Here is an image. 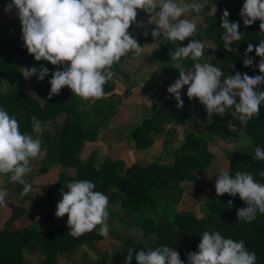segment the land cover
<instances>
[{"label": "trees", "instance_id": "1", "mask_svg": "<svg viewBox=\"0 0 264 264\" xmlns=\"http://www.w3.org/2000/svg\"><path fill=\"white\" fill-rule=\"evenodd\" d=\"M10 2L11 0H2V5ZM244 2L245 0H208L205 7V20L208 25L198 29L193 37L211 44L214 54L211 64L219 67L225 76L234 75L236 72L249 76L260 75L257 68L260 58L254 50L248 54L249 58H253V64L250 67L243 64L248 44L252 43L255 47L264 39V36L259 34L260 21L248 28L244 27L239 15ZM225 9L229 12V21L238 22L239 31L244 36L243 40L232 45L236 49L235 52H226L221 39L223 29L220 21ZM129 31L140 43L141 35H137L135 24ZM188 42L185 41L183 45L186 46ZM206 51L205 45L204 52ZM164 54L165 59L171 61L170 52ZM129 56L132 58L131 54ZM176 62L179 63L178 68L174 70L177 80L180 71L190 68L193 61L182 58ZM21 64L26 66V70L33 66L49 69V75L39 81L46 87L47 98L43 103L38 96L22 90ZM57 70H62V67L58 68L46 61L37 62L28 54L23 45L21 26L16 37L0 44V79L10 85L7 92L0 91V107L18 120L22 133L26 132L41 139L44 157L40 173L46 172L52 163H60L75 172H59L56 181L49 185L46 195L52 206H56L62 199L61 189L67 191L64 184L77 180H89L96 185L95 190L101 191L109 199L118 198L123 210V215L120 216L122 222L138 232L137 238L130 241L128 247L120 254L123 264H126L129 249L132 250L133 257L131 264H136L135 255L142 248L154 249L161 245L176 248L181 260L187 264V254L198 251L204 231H219L225 238L243 240L246 248L256 253V264H264V214L257 213L256 219L251 223L238 221L237 209L246 205L238 195H216L215 182L218 176L211 182L202 200L206 214L198 216L188 209L170 212L172 204L181 198L184 191L179 183L204 181L203 175L214 159L212 138L236 142L239 135L235 130L244 133L248 142L227 154L228 165L224 171L227 170L232 175L237 171L249 172L258 182L264 183V178L259 176V172L264 170V162L253 159L255 148H264V104L260 107L259 117H254L246 125L233 119L230 114L223 118L214 115L213 123L207 125L204 107L195 99L189 101L185 94L182 100L191 116L194 131H187L181 143L171 150V164L159 161L145 165L126 164L120 157H101L102 152L99 150H92L86 159H81L77 154L83 144L95 141L102 130L108 129V121L116 115L117 108L128 91L119 92L114 81H109L104 86L106 95L94 103L88 102L86 107H81L78 97L67 87L61 89L59 95L49 99V80L51 73ZM34 78L38 81L36 75ZM260 90L264 91V85L260 86ZM176 104V100L160 102L152 116L127 130L136 150L150 147L161 137L166 125L174 120ZM59 115L64 116L61 126L53 123ZM33 116L41 121L42 126L53 128V132H44L42 135L33 133ZM97 164L100 165L99 170L94 167ZM1 176L4 178L2 187L8 192V201L22 204L27 199V195L20 198L23 186L11 184L7 176ZM25 179L32 185V175ZM229 200L233 202L231 208L228 207ZM158 204L161 212L156 210ZM98 227L79 238L68 234L67 225L58 228L24 226L18 229H3L0 231V264H25L27 258L37 264H57L59 256L71 253L84 243L104 238L98 234ZM153 233L155 241L149 239ZM96 264L102 263L96 261Z\"/></svg>", "mask_w": 264, "mask_h": 264}, {"label": "clouds", "instance_id": "2", "mask_svg": "<svg viewBox=\"0 0 264 264\" xmlns=\"http://www.w3.org/2000/svg\"><path fill=\"white\" fill-rule=\"evenodd\" d=\"M199 2L185 0H11L5 11H15L21 24L23 45L35 61H46L62 67L51 73L48 98L59 95L67 87L71 93L85 102L103 98L104 86L116 78L113 71L122 58L131 54L137 60L144 53L138 40L130 33L137 21L138 11H143L154 21L151 31L153 41L180 42L175 51L170 52L171 60L182 58L193 61L187 70H181L179 78L167 88L174 96L177 108L183 107L181 89L187 86L189 101L197 100L207 114L206 124L213 123V116L223 118L230 114L235 120L246 125L254 117H259L264 104V39L258 46L249 43L244 53L243 64L250 67L254 60L249 58L253 50L260 62V75L249 76L236 72L224 75L223 71L208 62H201L205 44L193 37L198 32L197 24L182 18L189 11L201 12ZM245 28L256 21L259 34L264 36V0H245L239 13ZM222 41L226 52H235L233 44L243 40L238 22L229 21V12L223 10L221 17ZM149 35L144 31V36ZM188 40L186 46L183 42ZM232 68L234 65L232 64ZM33 75L43 81L49 69L36 66L27 69V76ZM33 133L42 135L41 121L31 118ZM42 141L38 136L20 131L18 120L0 107V175L7 176L11 184L23 186L20 198L28 195L32 185L25 177L31 172V161L41 152ZM108 155L107 150L101 157ZM253 159L264 162V148L257 146ZM99 170L100 165H94ZM264 178V170L259 172ZM62 199L56 205L55 217L67 215L68 234L79 238L98 227L100 236L109 233V197L97 191L89 180H77L64 184ZM217 196L228 194L239 196L246 207L237 209L238 221L251 223L257 213L264 214V183L258 182L253 174L237 171L234 175L222 171L215 182ZM8 195L5 187H0V206L5 205ZM232 200L228 207H232ZM150 240L155 241L153 233ZM132 250L129 249L126 264H131ZM256 253L249 251L243 240L225 238L219 231H204L197 252L187 254V264H256ZM136 264H184L176 248L161 245L143 248L135 255Z\"/></svg>", "mask_w": 264, "mask_h": 264}, {"label": "rangeland", "instance_id": "3", "mask_svg": "<svg viewBox=\"0 0 264 264\" xmlns=\"http://www.w3.org/2000/svg\"><path fill=\"white\" fill-rule=\"evenodd\" d=\"M185 2H199L203 8L199 13L189 11L182 18L191 19L197 24L198 29L207 26L205 7L208 0H185ZM4 7L5 5H2V0H0V8ZM138 13L137 21L140 26L135 25L137 35H141L139 44L144 47V53L137 60L130 58V56L122 58L121 62L114 66L113 71L117 73L113 80L116 88L121 93L124 91H128V93L122 98L116 115L108 121V129L102 130L95 141L83 144L77 154L81 159H86L92 150L104 152L106 149L109 156L120 157L126 164L145 165L153 161L171 164V150L181 143L187 131H194L191 116L183 102L182 108L176 107L173 122L166 125L161 137L157 138L150 147L144 150H136L134 142L129 138L127 130L141 123L143 119L152 116L160 102L175 100L174 96L167 92V88L176 81L174 70L179 66L176 61L166 60L164 52L175 51V48L180 46V42L171 43L162 38L159 41H153L151 31L155 25L149 24L148 21H154L155 18L148 16L143 11H138ZM7 14L8 12H4L0 16V44L16 37L21 26L17 13H14L15 15ZM145 30L149 33L147 37L144 36ZM203 43L207 46V51L201 62L211 63L214 59L211 44L207 41ZM23 66L27 72L26 66L24 64ZM25 84L26 90L33 92L35 96V92H37L38 97H44L46 87L39 80L36 81L34 75L25 78ZM186 92L187 86L181 89V99ZM78 101L81 107H86L88 104L80 98ZM42 128L43 133L53 132V128L44 126ZM235 131L239 135V140L236 142H224L212 138L211 148L214 159L208 171L203 175L204 181L179 183L184 191L181 198L172 204L170 212H174L176 209H188L194 211L198 216L206 214L202 200L211 182L227 167V154L248 142V137L244 133L239 130ZM43 157L44 151L41 150L39 156L31 161L32 170L27 176L32 175L33 177L32 190L27 195V199L22 204L18 202L13 204L8 201L6 196L5 205L0 206V231L18 229L24 226L58 228L67 225V215L63 218L55 217L56 206L51 205L46 192L49 185L56 181L59 172L64 171L69 174L75 172L60 163H52L46 172L40 173ZM108 210L109 214H115L114 216L109 215L110 230L108 235L102 239L84 243L67 255L59 256L57 264H96V261L102 264H123L120 254L128 247L130 241L137 238L138 232L122 222L120 216L123 215V210L118 198L109 199ZM156 210L161 212L159 204ZM24 263L37 264L28 258L25 259Z\"/></svg>", "mask_w": 264, "mask_h": 264}, {"label": "crops", "instance_id": "4", "mask_svg": "<svg viewBox=\"0 0 264 264\" xmlns=\"http://www.w3.org/2000/svg\"><path fill=\"white\" fill-rule=\"evenodd\" d=\"M4 12H6V11H5V7H4V8H0V16H1ZM11 13H12L13 15H15L14 13H16V12H15V11H12ZM11 13H8L7 15H9V14H11ZM0 20H1V19H0ZM0 22H1V21H0ZM0 36H1V35H0ZM23 67H24L23 64H21V65H20V69H21V77H20V80L23 82L22 90L25 91V92H27V93L30 94V95L35 96V94H33V92L26 90L25 87H24V86H26V84H25V75L27 74V72L25 71V69H24ZM43 85H44V84H43ZM44 87H45V85H44ZM9 88H10L9 83H8L7 81H5V80L0 79V91H2V92H7V91L9 90ZM45 90H46V89H45ZM35 93H36V96L39 95L37 92H35ZM42 96H43V95H42ZM38 98H39L40 102L43 103V102L46 100V98H47V93L45 92L44 97H38ZM63 119H64V116H63V115H59L57 118H55V119L53 120V123H55L57 126H61V123L63 122ZM42 151H43V150H42ZM3 181H4V178L0 175V187L3 185ZM7 202H8V201H7ZM28 259H30V258H28ZM30 260H31V259H30Z\"/></svg>", "mask_w": 264, "mask_h": 264}]
</instances>
